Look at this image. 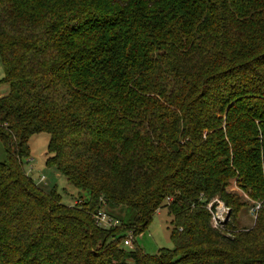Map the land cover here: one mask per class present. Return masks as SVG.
<instances>
[{
    "label": "trees",
    "instance_id": "obj_1",
    "mask_svg": "<svg viewBox=\"0 0 264 264\" xmlns=\"http://www.w3.org/2000/svg\"><path fill=\"white\" fill-rule=\"evenodd\" d=\"M0 59V264H264V0H0ZM163 208L172 249L121 245Z\"/></svg>",
    "mask_w": 264,
    "mask_h": 264
},
{
    "label": "rangeland",
    "instance_id": "obj_2",
    "mask_svg": "<svg viewBox=\"0 0 264 264\" xmlns=\"http://www.w3.org/2000/svg\"><path fill=\"white\" fill-rule=\"evenodd\" d=\"M4 76V68L0 59V97L6 95L8 92V85L3 82ZM48 141L49 136L46 133L35 134L30 137L29 157L22 161L23 169L37 187L45 192L55 189L61 195L64 204L74 205L77 191L67 184L66 180L54 166H47L45 164L48 157ZM4 159L5 151L0 143V161ZM41 177H44V180L39 182L38 180ZM227 190L240 195L242 201L247 204L238 212L236 221L242 228H251L255 222L257 203L238 188L235 180L230 181ZM227 213L228 209L219 203L212 214V217L214 216V219H211L212 226L218 227L226 219ZM171 220L172 218L168 215L166 208L158 210L140 235L135 236L132 234L136 245L146 254H155L159 249H172L173 244L170 241Z\"/></svg>",
    "mask_w": 264,
    "mask_h": 264
},
{
    "label": "built area",
    "instance_id": "obj_3",
    "mask_svg": "<svg viewBox=\"0 0 264 264\" xmlns=\"http://www.w3.org/2000/svg\"><path fill=\"white\" fill-rule=\"evenodd\" d=\"M43 180H44V177H41L38 181L42 182ZM166 201L168 202L169 199H167ZM256 209H258V206L256 207ZM212 218L214 219V216ZM95 219H96L97 225L102 228H109V227H114L118 225L117 221L110 219L103 212H98L97 215L95 216ZM132 241H133L132 233H127L125 238L122 240L121 245L128 249H133Z\"/></svg>",
    "mask_w": 264,
    "mask_h": 264
}]
</instances>
